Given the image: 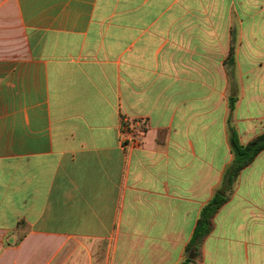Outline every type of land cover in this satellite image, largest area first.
<instances>
[{"label":"crops","instance_id":"obj_1","mask_svg":"<svg viewBox=\"0 0 264 264\" xmlns=\"http://www.w3.org/2000/svg\"><path fill=\"white\" fill-rule=\"evenodd\" d=\"M229 127L264 133V0H0V264L193 257ZM195 264H264V149Z\"/></svg>","mask_w":264,"mask_h":264},{"label":"trees","instance_id":"obj_2","mask_svg":"<svg viewBox=\"0 0 264 264\" xmlns=\"http://www.w3.org/2000/svg\"><path fill=\"white\" fill-rule=\"evenodd\" d=\"M233 105L234 100L231 99L229 103L231 110L233 109ZM229 132L233 160L224 171L223 181L220 187L215 191L209 201L202 206L199 212L194 231L185 247V255L192 252L193 257L186 256L180 264H191L194 258L200 255L202 242L213 227V217L221 205L227 201L239 172L250 164L255 156L264 149V133L242 144L232 127H229Z\"/></svg>","mask_w":264,"mask_h":264},{"label":"built area","instance_id":"obj_3","mask_svg":"<svg viewBox=\"0 0 264 264\" xmlns=\"http://www.w3.org/2000/svg\"><path fill=\"white\" fill-rule=\"evenodd\" d=\"M134 130L133 125H131L128 120L126 119V117L122 118V124H121V135L123 137V140L126 139V137L129 134H132Z\"/></svg>","mask_w":264,"mask_h":264},{"label":"rangeland","instance_id":"obj_4","mask_svg":"<svg viewBox=\"0 0 264 264\" xmlns=\"http://www.w3.org/2000/svg\"><path fill=\"white\" fill-rule=\"evenodd\" d=\"M122 118H123V117H122ZM121 122H122V119H121ZM135 131H136V129H135ZM121 139H123L122 135H121ZM201 255H202V246H201V253H200V255L194 258V261H193L194 264H195L198 260L201 259ZM191 264H193V263H191Z\"/></svg>","mask_w":264,"mask_h":264}]
</instances>
